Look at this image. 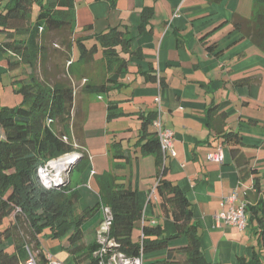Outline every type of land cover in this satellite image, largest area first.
Instances as JSON below:
<instances>
[{"label": "trees", "instance_id": "obj_1", "mask_svg": "<svg viewBox=\"0 0 264 264\" xmlns=\"http://www.w3.org/2000/svg\"><path fill=\"white\" fill-rule=\"evenodd\" d=\"M4 1L0 7V47L22 100L16 105L0 107V264H25L30 252L37 254L39 264H49L48 251L42 244L44 235L64 238L63 246L74 255L76 264H105L115 252L130 257L143 255V264H213L205 255L190 198L179 183L167 176V158L171 153L164 154L153 125L157 109L141 115L142 126L136 143L142 155L156 157L159 204L173 218L175 234L167 235L162 223L145 217L139 190L119 174L131 158L130 149H124L121 140L113 139L109 145L114 166L95 175L100 201L78 210L81 197L78 186L82 181H73L72 176L74 172L85 171L91 158L79 137L75 114L77 87L84 79L83 91L103 94L117 88L119 80L111 73L129 69V58L122 56L121 51L139 56L143 53L132 49L129 30L117 26L76 36L77 0ZM35 4H38L36 18ZM153 11L152 7H144L141 29L146 27ZM234 25L243 37L264 49V0H255L252 17L237 16ZM99 47L102 48L100 62L104 65L96 67L94 63L101 64L96 58ZM122 114L119 102L110 99L108 120ZM206 117L213 133L230 147L240 181L253 176L245 199L249 224H256L258 246L253 247L251 256H240L236 264H264L263 176L250 164L241 131L226 127L228 112L214 104L208 108ZM74 151L82 156L70 179L58 187H45L39 175L40 167ZM106 206L112 217L109 232L103 227V214L97 241L86 245L84 222L98 208L103 210ZM139 228L140 232L135 234ZM106 232L114 240L113 245L100 240L99 235ZM180 236L187 238L186 244L170 245L171 239ZM10 244L12 251L8 248ZM160 250L167 251V256L146 259V254Z\"/></svg>", "mask_w": 264, "mask_h": 264}, {"label": "crops", "instance_id": "obj_2", "mask_svg": "<svg viewBox=\"0 0 264 264\" xmlns=\"http://www.w3.org/2000/svg\"><path fill=\"white\" fill-rule=\"evenodd\" d=\"M254 1L115 0L113 4L111 0H77V36L119 26L129 30L132 49L143 52L139 56L121 51L122 56L129 58V69L111 73L119 84L109 93L83 91L84 79L78 84L75 114L79 137L91 158L89 167L79 177L76 172L72 176L73 181H82L78 186L79 211L100 201L95 175L114 166L109 145L113 139L121 140L123 148L130 149L131 158L119 174L139 190L145 217L162 223L167 235L175 234L173 218L159 204L156 157L142 155L136 143L142 126L141 115L157 109L156 97L160 93L162 119L174 132L175 154L167 158V176L181 185L192 202L205 255L213 264H236L240 256H251L253 247L258 246L256 224L251 222L241 230L219 220L218 215L228 207L223 204V198L234 189H238L241 199L245 198L253 176L240 181L230 147L209 128L206 113L214 104L228 112L226 127L238 129L244 135L247 145L243 149L250 157L251 166L262 174L264 189V113L259 111L256 85L260 81L256 60L261 55L256 44L243 37L234 25L237 16L252 17ZM4 2L0 0V7ZM147 6L154 9L153 15L141 29L142 10ZM89 25L92 29H85ZM77 56L75 49L74 58ZM96 58L100 62L101 47ZM4 61L7 64L0 47V72L9 71ZM100 63L94 65L100 67L103 62ZM110 99L119 102L124 112L112 120L107 118ZM219 146L224 158H211L210 154ZM103 214L98 208L84 222L86 245L97 241ZM138 232L140 228L135 234ZM63 243L64 238L42 236V244L52 259L76 264L74 255ZM186 243L185 236L170 240L172 246ZM8 248L12 251L13 245ZM166 256L167 251L160 250L146 254V259Z\"/></svg>", "mask_w": 264, "mask_h": 264}, {"label": "built area", "instance_id": "obj_3", "mask_svg": "<svg viewBox=\"0 0 264 264\" xmlns=\"http://www.w3.org/2000/svg\"><path fill=\"white\" fill-rule=\"evenodd\" d=\"M176 14V13H175ZM158 115L154 120V126L157 130L158 137L161 143L164 154L167 153L175 154L174 151V132L169 128L162 119L161 115V95L160 93L156 97ZM79 156H82L81 152L74 151L66 153L58 158L50 160L46 165L40 167L39 175L41 177L42 183L45 187H58L66 182V177L70 175V166L66 167V164ZM211 158L222 160L224 158L222 146L218 147L216 152L210 154ZM45 167V168H44ZM223 204L228 205L224 208L222 212L218 215V219L225 222L226 224L235 225L239 229H246L249 225V212L247 210L248 202L247 200L241 199L239 197L238 189H234L229 195L223 198ZM105 222L104 229L109 232L112 217L110 215V208H103ZM108 232L104 235H99L100 240L106 242L107 245H113L114 240L111 239ZM105 247L102 248V252ZM50 258L49 264H64L59 260L52 259L51 255L48 254ZM25 264H39L37 254L30 252L29 258ZM105 264H143V255L139 257H130L121 252H115L109 262Z\"/></svg>", "mask_w": 264, "mask_h": 264}, {"label": "rangeland", "instance_id": "obj_4", "mask_svg": "<svg viewBox=\"0 0 264 264\" xmlns=\"http://www.w3.org/2000/svg\"><path fill=\"white\" fill-rule=\"evenodd\" d=\"M37 13H38V4H35L34 5V9H33V16H34V18H36ZM76 36H77V33H76ZM256 46L258 48L257 50H258L259 55H261L262 57L259 56V57H257V60H256L254 58L255 56H252V59L251 60L253 62L256 60V62H257L256 72L260 75V81L257 82V84H256L257 85V93L259 95L258 105H259V107L261 106V108L259 109V111H262L264 113V49H261L258 45H256ZM4 64L7 66L6 61H4ZM1 76H4V79H0V89H1L0 107L6 106V105L12 106V105H16V104L20 103V101L22 100V95H21V93H17L16 92V88H15L16 86H13L12 87V85H13L12 74L9 71H6L5 70V71H1L0 72V77ZM10 94H12V95H10ZM77 119H78V117L76 118V120ZM82 132L85 134L84 131H82ZM76 165L73 167V169L76 167ZM73 169L70 172V175L73 172ZM80 174H81L80 172H76V177H79ZM69 176L66 177V181L68 179H70Z\"/></svg>", "mask_w": 264, "mask_h": 264}, {"label": "water", "instance_id": "obj_5", "mask_svg": "<svg viewBox=\"0 0 264 264\" xmlns=\"http://www.w3.org/2000/svg\"><path fill=\"white\" fill-rule=\"evenodd\" d=\"M80 158H81V157L77 156V157L74 159L73 162H72V161H71V162L69 161V162L66 164V167H69V166L71 167V168H70V172L72 171L73 167L78 163V161L80 160Z\"/></svg>", "mask_w": 264, "mask_h": 264}]
</instances>
